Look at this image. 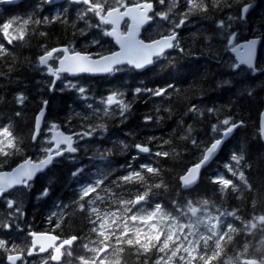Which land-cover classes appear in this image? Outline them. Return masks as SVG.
I'll return each instance as SVG.
<instances>
[{
    "label": "trees",
    "instance_id": "1",
    "mask_svg": "<svg viewBox=\"0 0 264 264\" xmlns=\"http://www.w3.org/2000/svg\"><path fill=\"white\" fill-rule=\"evenodd\" d=\"M204 2L208 4L209 12L191 15L190 22L180 29V47L185 49L183 54L176 50L167 59L158 61L152 68L141 73L125 71L106 78L78 79L85 84L87 100L74 89L64 88L62 82L57 84L55 91L49 90L46 82H50L52 78L43 69L38 70L37 65L39 56L45 49L53 47L71 46L82 52L95 53L99 48H93L90 44L100 39L106 49L114 50L113 42L102 37L99 29L88 27V24L95 25L98 21L88 16L79 19L78 13L82 8L69 2L48 7L41 4L40 11L31 9L35 3L30 0L0 7V24L14 18L31 17L33 20L43 21L47 17L52 20L58 10L62 19L66 20L64 23L57 20L55 23L30 25V35L26 40L14 41L11 45L0 33V44L7 49L6 55H0V126H11L21 150L6 162L0 157V170L11 169L34 154L37 146L31 140V134L36 116L42 109V101L48 102L45 129L56 124L67 133L81 132L89 125L101 123L107 129L103 132L97 129L94 135L81 140L75 161L64 158L44 175H39L30 189L22 188L6 195L21 203L22 216H10L12 209L7 208L4 198L0 200V239L7 240L9 248L15 243L17 250L22 248L26 255L31 246L28 235L31 231L54 233L64 239L77 236L79 246L86 243L93 245L92 242L97 239L96 233L91 231L94 216L89 215L87 205L84 211H80L78 205L73 203L78 200L79 189L101 174L110 173L105 181L108 184L126 174L129 164L133 168H139V165L148 163L162 169L160 176L151 177L149 183L163 180L166 186L153 189L156 195L150 197L152 202L162 203L168 211L175 214L172 201L185 204L188 199L194 202L199 198L210 199L221 210L236 212L240 217L239 220H230L236 228L242 230L234 235L232 243L233 247L236 246L237 253L243 252V245L247 243V258H264V245L260 243L264 240V230L258 228L251 234H246L243 230L244 224L254 216L264 215V200L259 198V194L264 193V144L259 136V120L264 108V0ZM254 2L256 6L247 19L229 22L232 27L227 31L236 32L239 41L254 37L263 39L257 65L259 73H253L244 67L233 70L225 66L224 61L231 63L234 58L230 52L222 51L225 41L221 35L223 29L219 28L221 19L227 22L228 16H239L245 5ZM169 4L171 0H166V6ZM184 4L185 0H179L178 6L172 10L170 14L174 19H179L178 13L184 10ZM214 4L219 7H214ZM157 6L162 10V6ZM166 6H163V10H167ZM41 32H46L47 35L41 36ZM209 43L216 46L215 51H220L223 61L216 59L214 51L207 48ZM169 60L176 66L175 69L170 66L162 70L161 65L168 64ZM224 81L230 83L225 84ZM169 84L177 89L174 92L169 89L170 96L152 97L150 94H141L133 100V90L136 87L155 89ZM117 89L125 92L126 102H132L131 110L126 113L127 118L123 122L118 113L106 117L102 112L94 114L92 109L87 108L88 103L93 104V108H103L99 101ZM249 89L252 90L251 95L248 94ZM21 95L26 97L23 104L17 99ZM193 105L202 110L203 115L191 112L189 109ZM209 108L214 109L213 113L207 111ZM17 112L21 115L17 116ZM147 116H151L152 120L146 121ZM226 118L236 122L243 121V126L224 145L216 160L203 171L200 182L191 190H182L179 178L198 162V150L190 143L191 138L185 137V130L191 126L194 130L192 136L210 144L212 125ZM149 137L156 139L149 142ZM163 140L171 142L162 144ZM120 142L129 147L123 149ZM137 143L148 146L153 153L167 150L170 156L139 155L134 147ZM97 148L101 151L109 149L111 152L100 160L93 155ZM173 150L178 155L173 154ZM234 154L242 155L238 171L244 172L251 188H245L238 175L233 176L227 170L228 166L236 168V161L231 159ZM77 168L82 171L73 176ZM221 174L239 185L240 191L233 192L229 188L226 192H221L220 185L213 183V179ZM138 188V185H124L112 190L118 194L123 193L127 199L138 194ZM45 189L48 194L43 196ZM98 205L101 212L107 207L99 202ZM52 213L56 215L49 223ZM61 216L63 221L59 228H55ZM3 222L12 223L13 227L4 228ZM16 224L19 225L18 228ZM122 246L124 250L121 264H150L154 259L155 254L152 252L147 254L150 258L146 260V255L136 248ZM81 255L82 251H77L68 259L69 264H79L78 258ZM6 257L7 252L0 249V264H7ZM42 259L47 258H32L26 262L44 264ZM219 260L221 264L228 263L225 253L220 254ZM48 264L52 263L48 261Z\"/></svg>",
    "mask_w": 264,
    "mask_h": 264
},
{
    "label": "snow or ice",
    "instance_id": "2",
    "mask_svg": "<svg viewBox=\"0 0 264 264\" xmlns=\"http://www.w3.org/2000/svg\"><path fill=\"white\" fill-rule=\"evenodd\" d=\"M45 3H55V0H44ZM73 4L84 5L83 9L78 13L79 19L92 14L98 21L95 25L88 24V27H95L101 31L102 37H110L114 40L115 45L119 46V50L106 49L101 44L100 39L94 40V45H99L98 51L95 53L82 52L75 50L74 47H53L50 50L45 49L44 53L39 56L37 69L43 66L46 74L54 79L46 82L47 87L51 91L56 90V82L61 81L66 89H74L79 96L88 99L87 89L78 82L67 80V76H80L82 74H108L114 75L120 72H135L142 71L149 66L156 64L165 56L166 50L177 49L179 53L183 54L185 49L180 47L178 39L179 29L186 27L190 22L189 17L197 13H208L209 6L204 0H185L184 10L180 13L179 19L175 20L170 17V13L179 4V0H171V4L166 6V0H71ZM157 5L162 6V10H157ZM163 6L167 10H163ZM218 8V4H214ZM231 5H229L230 7ZM254 7L252 4H247L242 8L239 16H228L227 22L224 19L219 21V28L223 29L221 33L224 37V44L222 51L231 52L235 54V59L231 63L224 61L225 66L233 70L240 69L241 66H246L253 73L260 69L256 66V58L258 52V44L260 41L256 38L247 40L246 42H238V34L236 32L229 33L228 28L232 27V23L245 20L250 8ZM123 9V10H121ZM158 18L161 22H168L170 29H165L167 34H161L160 38H152L148 36L141 38V29L144 25L149 24ZM60 20L62 23L66 20L57 14L52 20L47 17L43 21L31 17L28 19L14 18L7 20L0 24V33L7 40L8 44H13L14 41H25L26 37L30 35L28 28L33 24H48L55 23ZM87 23V21H86ZM123 25V27H122ZM41 36H46V32H41ZM210 51H214L216 59L223 61L220 51H215L216 46L212 43L207 45ZM7 49L3 44H0V55H6ZM175 69V65L169 60L168 64L161 65V69L168 67ZM225 84L230 83L224 81ZM171 89L173 92L177 91L174 85L169 84L162 88H142L136 87L133 90V100L141 94H150L152 97L170 96ZM63 90V89H62ZM252 90H248L251 95ZM18 102L23 104L26 97L19 96ZM47 101H42V105L46 106ZM103 108H93V104L88 103L86 106L92 109L94 114L103 116H115L117 113L123 119H126V113L131 110V101L126 102L125 92L120 90H113L107 97L99 101ZM115 106V107H113ZM191 112L197 115H203V111L193 105ZM209 113H213L214 109H207ZM17 116L21 113L17 112ZM45 117V109L42 107L35 120V127L31 134V140L36 143L37 152L39 155L36 159L31 156L27 157L22 164L15 168L12 172H5L0 170V198L6 200V206L12 209L10 216L16 214L23 215L21 203L17 200L5 196L10 189L16 186H23L24 188H31V181L38 172L53 165L58 161V158L64 157L75 161L76 154L80 151L79 141L86 137H91L95 134L97 129L101 132L106 131L104 124L89 125L86 130L81 132H70L65 134L59 131V126L51 124L45 130V135L48 132L54 133L50 139L44 142L41 135V124ZM146 121L152 120L151 116L145 117ZM243 125V121H232L230 119H223L218 124L212 125L210 144L206 140L198 141L192 136L193 128L189 126L185 130V137H190V143L198 150V162L189 168L179 180L183 187L187 188L197 182L200 177V170L207 166L209 162L217 154L218 149L221 148L225 138L230 137L234 130ZM264 131V129H262ZM41 138V142H38ZM184 138V137H182ZM149 142L155 140V137H149ZM170 140H163L162 144H169ZM19 140L11 126H0V157H3L5 162L13 155L19 153L21 150L17 146ZM123 149L129 146L120 142ZM134 147L139 153L154 155L155 157H169L170 152L167 150H158L154 153L152 150L143 144L137 143ZM87 152V148H85ZM111 150L105 149L101 151L96 149L93 153L94 157L103 160ZM69 154L65 156V154ZM173 154L178 155L173 150ZM232 160L236 161V168L228 166L227 170L233 175L239 177L245 188H251L243 171H238L240 161L243 159L242 155H233ZM82 169L77 168L73 172L76 176ZM162 169L158 166H153L148 163L139 165V168H133L131 164L127 166L126 174L118 177L115 181H105L108 179L110 173L101 174L96 180L82 186L79 189L78 200L73 201L78 205L80 211H84L86 205L89 209V215L94 216L91 220L94 227L92 232L96 233V241H93L94 246L84 244V249L91 253V256H80L79 264H119V260L110 259V256L116 257L123 248H116L115 245H125L136 248L142 254L147 255L149 252L155 251L161 255L155 261V264H212L216 260L223 247L226 244H232L234 235H238L242 230L236 228L229 220L233 217L239 220L240 217L236 212H220L213 214L208 207L209 201L193 203L191 200L187 201L183 206L176 201H172V206L175 208V214L168 211L162 203H154L148 207L150 197H154L156 193L153 189H161L166 187L163 180L158 183H149L151 177H159ZM213 183L220 185L221 192H226L229 188L233 192H239L240 186L235 184L232 179L225 178L222 174L213 179ZM124 185H138V194L130 196L125 199L123 193L118 194L113 191V188H121ZM142 189V191L140 190ZM99 190V191H98ZM48 194L45 189L43 196ZM90 199H86L89 198ZM259 198L264 200V193L259 194ZM83 201V202H82ZM99 204L107 205L105 211L101 213ZM255 205V201L253 202ZM114 209V210H109ZM56 213L49 216V223ZM63 221L61 216L55 225L59 228ZM2 227L11 229L12 223L3 222ZM18 228L19 225L16 224ZM264 230V215L254 216L251 221L244 224V231L246 234H251L253 230ZM55 229H53L54 231ZM32 237L31 246L27 249V255L32 256L37 251L40 253H48V261L53 264H60L67 245L69 249L73 243L78 239L77 236H71L68 239H62L56 235L47 233H38L31 231L28 233ZM115 240V245L112 243ZM59 241V243H57ZM210 242L211 246H210ZM264 245V240L260 242ZM18 246L13 243L9 248V242L0 239V249L5 252H13L16 254H8V264H17V261L24 259V250L21 248L17 250ZM112 249L110 253L109 250ZM51 250V251H49ZM248 244L243 245V252L236 255V264H264V258L257 260L255 258H247ZM71 255V251L67 253ZM26 264V262H25ZM229 264H233L232 261Z\"/></svg>",
    "mask_w": 264,
    "mask_h": 264
},
{
    "label": "rangeland",
    "instance_id": "3",
    "mask_svg": "<svg viewBox=\"0 0 264 264\" xmlns=\"http://www.w3.org/2000/svg\"><path fill=\"white\" fill-rule=\"evenodd\" d=\"M60 4H62V3H60ZM65 6V5H64ZM40 8H41V4H34L33 6H32V8L31 9H37L38 11H40ZM59 13V10H58V12H56L55 14L57 15ZM88 17H90V18H95L92 14H89V16ZM170 17L171 18H174L173 17V15L172 14H170ZM96 19V18H95ZM97 20V19H96ZM157 20H158V18H157ZM159 22H161V21H159ZM162 24H164L163 26H161V25H159V26H156V27H153V31H152V33H153V35H158V34H164L166 31H165V29H168V28H170V25L168 24V22H161ZM168 27V28H167ZM102 35V34H101ZM146 35V34H145ZM145 37V36H144ZM91 45H94V44H90V46ZM94 48H99V45H94ZM69 80H71V79H69ZM71 81H73V82H78V84L79 85H85L82 81H79V80H71ZM80 104H82V103H80ZM102 105V104H101ZM103 106V105H102ZM113 107H115V106H113ZM44 138V141L46 142V140L47 139H50V136L48 135V134H46V136H44L43 137ZM81 141V140H80ZM80 141H79V143H80ZM37 155H39V153L37 152V148H36V150H35V152H34V154L31 156L33 159H36V156ZM189 200H191V199H188V201ZM204 200H207V201H209V205H208V207L210 208V210L212 211V213L215 215V214H218L217 213V209H219L220 210V212H227V211H222L221 210V208L218 206V205H216L213 201H211L210 199H207V198H199V200L198 201H193V200H191L194 204L195 203H197V202H202V201H204ZM187 203V202H186ZM185 203V204H186ZM154 204V202H152L151 200H149V205H148V207H151L152 205ZM182 206L184 205V204H181ZM112 210H114V209H112ZM101 213H103V212H101ZM94 219H95V217H94ZM231 219H233V217H229V220H231ZM254 231V230H253ZM253 233V232H252ZM261 239V238H260ZM211 243L212 242H210V246H211ZM114 245H115V240H114V243H113ZM89 246L91 247V246H94V245H92V244H89ZM121 246L122 245H115V247L116 248H121ZM76 250H84V251H82V256H86V257H88V256H91L92 254L91 253H88L85 249H84V247H83V245L80 247V249L79 248H77ZM75 250V251H76ZM74 251V252H75ZM74 252H72L71 251V255L69 256L67 253V257H66V260H65V262L63 263V264H69V261H68V259L70 258V257H73V253ZM110 253L112 252V249H110V251H109ZM141 252V251H140ZM237 252H238V250H237V248H236V246H234L233 247V245L232 244H226L224 247H223V249H222V252L221 253H225V255H226V259H227V261H228V264H229V262L230 261H232V258H236V255H237ZM152 253H154L155 254V256H154V259L152 260V262H151V264H155V261H156V259L158 258V256L159 255H161V254H159V253H157V252H155V251H152ZM7 254H9V252H7ZM148 254H150V253H148ZM120 254L118 253V256H116V257H113V256H110V259H117L118 258V260H119V264H121V256H119ZM146 257V260H149V258H150V256L149 255H146L145 256ZM219 258V257H218ZM216 259V260H214V261H212V264H221V261L219 260V259ZM45 260L44 259H42L41 260V262H44ZM218 261H219V263H218ZM226 261V262H227ZM26 262V261H25ZM25 262L23 263V264H25ZM233 262V264H236L234 261H232ZM26 264H27V262H26ZM73 264V263H72ZM177 264H179V262L177 261Z\"/></svg>",
    "mask_w": 264,
    "mask_h": 264
},
{
    "label": "water",
    "instance_id": "4",
    "mask_svg": "<svg viewBox=\"0 0 264 264\" xmlns=\"http://www.w3.org/2000/svg\"><path fill=\"white\" fill-rule=\"evenodd\" d=\"M5 2V4H8V5H13V4H19V3H21L22 2V0H7V1H4ZM1 3L2 2H0V5H1ZM252 5H254L255 6V3H253ZM254 7H252V8H250V10H249V12L247 13V14H245V20L247 19V17H248V15L251 13V11H252V9H253ZM122 10V9H121ZM245 20H243V21H245ZM123 26V25H122ZM147 26H148V24H146V25H144V27L141 29V37H142V34H143V31H144V29H146L147 28ZM179 37V36H178ZM109 39L110 40H112L113 42H114V40L112 39V38H110L109 37ZM252 39V38H251ZM256 39H258L259 41H260V44H258V52H257V58H256V66H257V64H258V59H259V51H260V48H261V46H262V44H263V39L260 37V38H256ZM247 41V40H246ZM246 41H242V42H246ZM114 44H115V42H114ZM116 47H117V51L119 50V46L118 45H116ZM173 49H168V50H166V53H168V52H170V51H172ZM231 53V52H230ZM231 55H232V57L235 59V54H233V53H231ZM153 66V65H152ZM152 66H149L148 68H146V69H144V70H142V71H137V72H143V71H145V70H147V69H149L150 67H152ZM42 68H43V66H41ZM241 67H245V68H247L246 66H241ZM248 69V68H247ZM250 70V69H249ZM259 71H257L256 73H258ZM82 76H91V77H105V76H108V74H95V75H93V74H82V75H80V76H70L72 79H75V78H78V77H82ZM57 83V82H56ZM47 105H48V103H47ZM47 105L46 106H44L43 105V108L45 109V117L43 118V121H42V124H41V131H42V129H43V125H44V121H45V118H46V115H47ZM39 114V113H38ZM38 114H37V116H38ZM36 116V117H37ZM36 120V119H35ZM243 126V125H242ZM242 126H240V127H238V128H236L235 130H234V132L231 134V136L230 137H227V138H225V141H224V143L222 144V146H221V148L220 149H218V151H217V154L214 156V158L209 162V164L207 165V166H205V167H203L201 170H200V177H199V179L197 180V182L195 183V184H193L192 186H190V187H187V188H185V187H183L182 186V189L183 190H185V191H187V190H191L192 188H194L199 182H200V179H201V176H202V173H203V171L211 164V162L219 155V153L221 152V150H222V148L224 147V145L235 135V133H236V131L239 129V128H241ZM35 127V126H34ZM262 129H264V108H263V110H262V112H261V115H260V120H259V135H260V138H261V141H262V143L264 144V131H262ZM59 131H61V130H59ZM61 132H63V131H61ZM52 133V132H51ZM54 133H52V135H53ZM138 151V150H137ZM141 154H145V153H141ZM59 159V158H58ZM24 162V161H23ZM23 162H21L20 164H22ZM19 164V165H20ZM19 165H17L15 168H17ZM53 165H51V166H49L48 168H46V169H44L42 172H38L35 176H34V178H33V180L31 181V182H34L36 179H37V177L39 176V175H41V174H44V173H46L51 167H52ZM15 168H13L11 171H5V172H12ZM181 183V182H180ZM182 185V184H181ZM21 187H23V186H16L15 188H13V189H10L9 190V192H11V191H13V190H15V189H17V188H21ZM8 192V193H9ZM7 194V193H6ZM2 198H0V200H1ZM47 234H50V235H55V234H52V233H47ZM31 237V236H30ZM32 238V237H31ZM77 241V240H76ZM75 241V242H76ZM74 242V243H75ZM57 243H59V241H57ZM73 243V244H74ZM67 246V245H66ZM65 246V247H66ZM37 249H38V247H37ZM49 251H51V250H49ZM35 253H33V255H34ZM39 254L40 255H46L47 254V252H45V253H40L39 252ZM32 255V256H33ZM29 257H31V256H29ZM62 260H63V257H62ZM62 260H61V262H62ZM19 262L20 261H17V264H19ZM60 262V263H61ZM7 263H8V261H7Z\"/></svg>",
    "mask_w": 264,
    "mask_h": 264
},
{
    "label": "flooded vegetation",
    "instance_id": "5",
    "mask_svg": "<svg viewBox=\"0 0 264 264\" xmlns=\"http://www.w3.org/2000/svg\"><path fill=\"white\" fill-rule=\"evenodd\" d=\"M26 1H28V0H24L23 2H26ZM32 3H35V4H43V7H45V6H52V5H47V3H45L44 2V0H30ZM59 2L60 3H62V4H64V3H72L71 2V0H59ZM48 4H50V3H48ZM73 4V3H72ZM56 5V4H55ZM75 5H77V4H75ZM2 6H5V5H2ZM1 6V7H2ZM78 7H80V8H83V7H86V6H84V5H77ZM159 25H161V26H163L164 24H162L161 22H159V20H153L152 22H151V24L144 30V33H143V37L144 38H146V37H148V36H151L152 38H156V39H158V38H160V35L161 34H158V35H153V33H152V29H153V27H156V26H159ZM168 28V27H167ZM168 29H170V28H168ZM179 31V33H180V29L178 30ZM146 34V35H145ZM164 34H167V32H165ZM93 48H94V45H91ZM75 48V47H74ZM75 50H77V49H75ZM115 50V49H114ZM77 51H79V50H77ZM172 54V52H170V53H167L165 56L166 57H168L169 55H171ZM65 77H66V79L67 80H69V79H71L70 78V76H67V74H65ZM52 78V77H51ZM52 79H54V78H52ZM219 259V258H218ZM121 261V260H120ZM232 261H234L235 263H236V258H232Z\"/></svg>",
    "mask_w": 264,
    "mask_h": 264
},
{
    "label": "bare ground",
    "instance_id": "6",
    "mask_svg": "<svg viewBox=\"0 0 264 264\" xmlns=\"http://www.w3.org/2000/svg\"><path fill=\"white\" fill-rule=\"evenodd\" d=\"M254 3H255V6H256V2H254ZM251 4H253V3H251ZM255 6H254V7H255ZM252 10H253V9H252ZM56 86H57V85H56Z\"/></svg>",
    "mask_w": 264,
    "mask_h": 264
}]
</instances>
